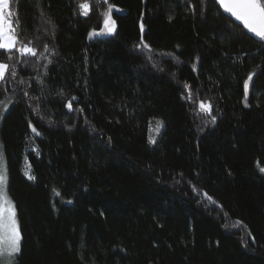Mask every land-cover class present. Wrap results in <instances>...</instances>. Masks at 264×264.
I'll use <instances>...</instances> for the list:
<instances>
[{"label":"trees","instance_id":"trees-1","mask_svg":"<svg viewBox=\"0 0 264 264\" xmlns=\"http://www.w3.org/2000/svg\"><path fill=\"white\" fill-rule=\"evenodd\" d=\"M80 2L10 0L37 50L0 49L15 264H264V41L216 0Z\"/></svg>","mask_w":264,"mask_h":264},{"label":"snow or ice","instance_id":"snow-or-ice-1","mask_svg":"<svg viewBox=\"0 0 264 264\" xmlns=\"http://www.w3.org/2000/svg\"><path fill=\"white\" fill-rule=\"evenodd\" d=\"M106 2V0H105ZM217 3L224 9L225 12L231 14L236 20L242 22L243 27L249 32L255 34L260 40L264 41V0H217ZM81 13L85 16L88 15L89 4L87 0H81L78 5ZM114 6L109 4L108 9L103 13L104 15V27L100 29L98 33L93 29L89 36L100 35L104 33L114 32L116 29V21L111 17V10ZM5 10H8L7 15ZM11 16L10 10V0H0V49L8 51V59H12L11 50L13 48L17 49L21 55H37V50L34 47H30L28 44L20 41L18 39L16 28L18 24H14L8 17ZM143 31L144 25H140ZM18 45H20L18 47ZM47 48V46H45ZM144 47H149L144 45ZM174 55V54H172ZM178 59V58H177ZM195 67V65H193ZM11 74L15 77L17 75L15 71V65H10L8 63L0 62V81H5L6 73ZM253 80V75L249 74L248 78L243 82L244 89V101L247 104L248 94H249V83ZM24 83V81H20ZM185 87L189 86L185 84ZM27 95V92H25ZM191 91L189 90V99H191ZM76 97H72L74 101ZM12 103L11 100L8 102L0 101V105L6 110L8 105ZM67 107L71 109V101L68 103ZM211 105L201 102L199 104V112L211 113ZM80 111H83L80 109ZM216 122V116H211V123ZM162 122H157L156 131L158 132ZM36 132V128L32 129ZM150 142H155L154 139L150 138ZM0 145V149H2ZM2 155V153H0ZM264 172V167L259 169ZM29 179H35L34 176L29 175ZM7 184V174L4 171H0V258H5L2 264H15L17 255L21 252V240L22 235L18 226L16 219L15 206L12 201L8 198L6 191ZM59 195V193H56ZM207 195V194H205ZM70 202V201H69Z\"/></svg>","mask_w":264,"mask_h":264},{"label":"rangeland","instance_id":"rangeland-1","mask_svg":"<svg viewBox=\"0 0 264 264\" xmlns=\"http://www.w3.org/2000/svg\"><path fill=\"white\" fill-rule=\"evenodd\" d=\"M10 10H11V16L8 17V18L11 19L12 22H13V13H12L11 4H10ZM5 12H6V15H7L8 10H5ZM97 32L99 33L100 30H98ZM0 153H2V149H0ZM0 171L6 172V166H5V161H4L3 153H2V155H0ZM6 174H7V172H6ZM6 191H7V184H6ZM7 194H8V191H7ZM8 198L12 201L11 197L9 196V194H8ZM12 203H13V201H12ZM13 205H14V203H13ZM3 259H5V258H0V264H2Z\"/></svg>","mask_w":264,"mask_h":264},{"label":"water","instance_id":"water-1","mask_svg":"<svg viewBox=\"0 0 264 264\" xmlns=\"http://www.w3.org/2000/svg\"><path fill=\"white\" fill-rule=\"evenodd\" d=\"M216 3H217V0H216ZM218 5H219V3H217ZM219 7L221 8V10H222V12H224L228 17H230L236 24H238V25H240L241 27H243V24H242V22H240V21H238V20H236L234 17H232L231 16V14L230 13H228V12H225L224 11V9L219 5ZM244 28V27H243ZM246 31H248L246 28H244ZM249 32V31H248ZM251 33V32H250ZM253 34V33H252ZM253 35H255V34H253ZM250 84H251V81H250V83H249V88H250Z\"/></svg>","mask_w":264,"mask_h":264}]
</instances>
